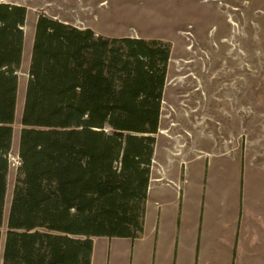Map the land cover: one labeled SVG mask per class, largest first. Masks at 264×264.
Instances as JSON below:
<instances>
[{
    "label": "trees",
    "instance_id": "obj_1",
    "mask_svg": "<svg viewBox=\"0 0 264 264\" xmlns=\"http://www.w3.org/2000/svg\"><path fill=\"white\" fill-rule=\"evenodd\" d=\"M26 15L0 3V227ZM169 58L38 16L4 264H90L93 237L141 235Z\"/></svg>",
    "mask_w": 264,
    "mask_h": 264
},
{
    "label": "rangeland",
    "instance_id": "obj_2",
    "mask_svg": "<svg viewBox=\"0 0 264 264\" xmlns=\"http://www.w3.org/2000/svg\"><path fill=\"white\" fill-rule=\"evenodd\" d=\"M23 6V54L0 227V264L18 177L19 134L38 16L110 39L169 45L170 58L152 156V184L163 190L178 159L239 161L251 189L248 247L240 264H264V0H0ZM150 172V174H151ZM164 176V177H163ZM162 185V186H161ZM154 191L152 193H156Z\"/></svg>",
    "mask_w": 264,
    "mask_h": 264
},
{
    "label": "crops",
    "instance_id": "obj_3",
    "mask_svg": "<svg viewBox=\"0 0 264 264\" xmlns=\"http://www.w3.org/2000/svg\"><path fill=\"white\" fill-rule=\"evenodd\" d=\"M177 162L163 190L150 174L141 235L93 237L90 264H240L249 238L246 193L257 190L235 159Z\"/></svg>",
    "mask_w": 264,
    "mask_h": 264
}]
</instances>
